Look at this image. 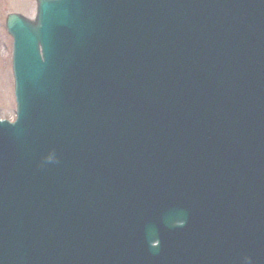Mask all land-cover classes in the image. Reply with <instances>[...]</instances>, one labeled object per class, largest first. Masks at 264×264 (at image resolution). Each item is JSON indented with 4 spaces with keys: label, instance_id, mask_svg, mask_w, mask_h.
I'll list each match as a JSON object with an SVG mask.
<instances>
[{
    "label": "water",
    "instance_id": "1",
    "mask_svg": "<svg viewBox=\"0 0 264 264\" xmlns=\"http://www.w3.org/2000/svg\"><path fill=\"white\" fill-rule=\"evenodd\" d=\"M36 2L0 264H264V0Z\"/></svg>",
    "mask_w": 264,
    "mask_h": 264
},
{
    "label": "rangeland",
    "instance_id": "2",
    "mask_svg": "<svg viewBox=\"0 0 264 264\" xmlns=\"http://www.w3.org/2000/svg\"><path fill=\"white\" fill-rule=\"evenodd\" d=\"M9 13H19L29 19L35 15L34 0H0V117L14 119L13 81L11 74L12 42L4 21Z\"/></svg>",
    "mask_w": 264,
    "mask_h": 264
},
{
    "label": "bare ground",
    "instance_id": "3",
    "mask_svg": "<svg viewBox=\"0 0 264 264\" xmlns=\"http://www.w3.org/2000/svg\"><path fill=\"white\" fill-rule=\"evenodd\" d=\"M14 15H18L20 18H22V19H25V18H27V17H25V16H23V15H21V14H19V13H14ZM255 103H257L256 101H255Z\"/></svg>",
    "mask_w": 264,
    "mask_h": 264
}]
</instances>
